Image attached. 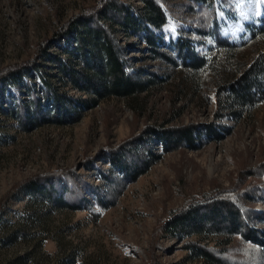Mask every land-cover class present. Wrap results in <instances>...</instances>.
<instances>
[{"label":"rangeland","instance_id":"1","mask_svg":"<svg viewBox=\"0 0 264 264\" xmlns=\"http://www.w3.org/2000/svg\"><path fill=\"white\" fill-rule=\"evenodd\" d=\"M105 1L0 0V264H214L199 248L221 264H264L258 240L222 228L217 204L234 202L246 232L264 239V94L253 89L240 102L246 92L229 89L240 76L236 63L247 66L264 50V33H254L264 25V0H226L215 11L158 0L169 16L160 50L175 63L154 57L140 30L100 18L125 48L128 72L156 78L131 97L85 89L91 72L77 33L70 43L62 37ZM122 1L144 13L142 0ZM180 36L192 44L182 54ZM228 45L242 48L239 59H226ZM198 55L202 68L193 65ZM216 66L223 75L213 74ZM184 127L193 139L167 150L158 133ZM143 143L160 158L128 182L112 153L138 158ZM186 211L190 224L169 229Z\"/></svg>","mask_w":264,"mask_h":264},{"label":"trees","instance_id":"2","mask_svg":"<svg viewBox=\"0 0 264 264\" xmlns=\"http://www.w3.org/2000/svg\"><path fill=\"white\" fill-rule=\"evenodd\" d=\"M190 1L195 7L194 9H209L215 11L216 4L220 3L225 7L226 0H187ZM144 3V13L132 12L129 7L126 6L122 0H107L102 4V7L97 12L84 14L73 20L68 26H66L63 32V38L71 42V35L73 32L77 33V40L79 43V53L81 58L85 61L87 68L91 72L86 76L87 84L85 89L93 92L97 96H119V97H131L139 95L141 92L148 90L156 82L155 77L142 79L136 75L128 72L129 60L126 56V51L121 46L115 35V31L112 28L107 27L101 22L102 17H106L110 20L118 22L120 25L127 29L133 28L136 31H141L143 40L151 51L155 54L154 57L164 59L167 63H175L174 56L167 52H161V46L163 47L164 40L162 34L158 32L163 31L164 27L169 21L167 10L161 2L158 0H142ZM211 22L210 24H212ZM208 23V25H210ZM80 27L81 30L78 28ZM208 30H198L202 35H206ZM256 33H264V25L255 30ZM210 32V30H209ZM256 37H254L255 39ZM190 38L180 36L178 42L175 44V48L178 53L184 52L191 47ZM222 45V43H220ZM193 47V46H192ZM226 49L225 57L229 61L231 59H239L238 53L242 48H237L232 45H228ZM194 49V48H193ZM190 51V50H189ZM213 51V50H212ZM206 58L198 55V59L195 60L193 65L198 68L205 66ZM234 65V64H233ZM220 66V65H219ZM219 66H216L214 73L220 72ZM240 76L230 83L229 89L231 93L236 94L238 97L246 92V97H239L240 102H245L247 97L252 95L250 91L253 89L260 90L259 94H264V50L258 53V55L246 66V63L238 61L236 63ZM245 67L244 69H241ZM10 70L7 74L2 76V80L7 79L9 75H19L20 71ZM76 83L79 82L75 75H72ZM224 77V76H223ZM101 81L100 87L94 86V80ZM240 90V91H239ZM94 101V100H93ZM57 108L61 109L60 97L56 101ZM248 102V101H246ZM164 133V132H163ZM162 139L166 149H175L179 147L184 141H191L193 139V132L189 127L169 129L163 135L158 133ZM143 154L137 156L138 158L131 156L129 153L133 151H115L112 153V163L119 169L120 173L124 176V180L132 182L136 180L140 175L148 171V169L160 158L159 154L151 151L143 143ZM103 208H107L110 204L103 200L102 197L98 200ZM217 204L223 207L224 217L222 218V228L233 235L236 233H243L245 238H251L254 241L258 240L261 243L262 249H264V243L259 237H254L251 232H246L249 228L246 227L240 212L234 208V202L222 199ZM188 211L184 214L175 215L169 222L168 228L172 229L179 223H188L190 219ZM212 216L207 214L197 215L196 218L201 221L205 220L206 223H212ZM204 227H207L206 225ZM246 227V228H245ZM245 228V229H244ZM264 235V230H260ZM247 238V239H248ZM261 240V241H260ZM264 240V239H263ZM202 256L210 260L214 264H221L222 259L218 257V254L210 248H199Z\"/></svg>","mask_w":264,"mask_h":264}]
</instances>
